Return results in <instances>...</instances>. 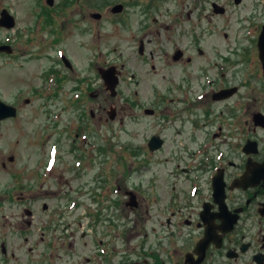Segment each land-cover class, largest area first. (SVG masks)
I'll list each match as a JSON object with an SVG mask.
<instances>
[{
  "label": "rangeland",
  "instance_id": "374dc122",
  "mask_svg": "<svg viewBox=\"0 0 264 264\" xmlns=\"http://www.w3.org/2000/svg\"><path fill=\"white\" fill-rule=\"evenodd\" d=\"M75 1L54 0L47 10L43 8L45 0H0V12L6 10L14 18L12 28L0 27V45L11 48L10 54L0 55V101L17 108L16 118L0 125V264H100L99 248L105 242H109L105 249L111 264H153L152 254L146 253L165 249L169 244L163 240L164 246L156 236L161 230L156 225L154 209L170 195L173 156L184 151L176 149L169 133L160 130L152 93L153 87L163 89L173 77L165 78L170 70L157 68L160 72H152L139 61L135 44H130L131 36L123 30L121 21L111 18L108 9L88 8L84 0L77 4ZM244 1L250 5L251 0ZM257 2L259 8L257 5L251 12L262 13L257 18V23H261L264 0ZM92 12H99L101 19L94 20ZM35 20L42 25V31H32ZM248 25V21L226 23V18L222 24L218 21L213 35L200 47L206 54L195 62L209 63L215 54L243 48L250 42L254 49L255 37H246L250 34ZM61 26L58 39L54 37L56 34L48 33L52 29L58 31ZM88 26L90 31L85 33ZM54 48L63 50L72 71L65 70L64 83L61 81L59 89L47 98L53 89L35 91L45 81L42 73H46L49 65L54 66ZM235 59L242 60V55ZM94 62L103 67L113 62L119 70L114 97L98 79L94 80ZM238 69L241 72L237 79L241 80L256 71L254 67L244 70V64L238 61L230 72L237 73ZM257 73L260 75L259 69ZM259 81L254 88L240 87L238 91L244 106L255 101L256 106L251 109L258 111L264 102V79ZM51 83L54 78L48 82ZM75 90L80 93L79 103L71 99ZM163 107L166 109L159 106L160 112H170V105ZM144 108L152 109L153 114H143ZM85 122L90 124V134L85 132L82 139L75 138L78 126ZM119 124L122 128L117 131ZM151 135H158L165 143L161 150L149 153L145 144ZM71 139H76V146ZM117 143H130L131 147L115 151L112 145ZM51 144L57 145L55 164L51 163ZM115 159L122 164L118 171L114 170ZM46 163L51 180L41 185L40 171L35 172L32 167L41 168ZM137 163L144 165L141 170L134 169ZM72 166L80 168L76 175ZM19 182L25 183L27 190L19 191ZM73 192L79 193L80 198L70 203ZM128 192L134 194L133 202ZM108 204L113 212L108 210L106 215V206L111 207ZM26 208L29 215L24 211ZM47 217L52 219L51 224L59 225L57 232L45 226ZM29 220L30 225L26 223Z\"/></svg>",
  "mask_w": 264,
  "mask_h": 264
},
{
  "label": "flooded vegetation",
  "instance_id": "af4514ba",
  "mask_svg": "<svg viewBox=\"0 0 264 264\" xmlns=\"http://www.w3.org/2000/svg\"><path fill=\"white\" fill-rule=\"evenodd\" d=\"M257 1L251 0L250 5L244 0L83 2L88 8L100 10L104 6L108 9L111 18L121 21L123 30L131 36L133 43L130 44H135L139 61L152 72H160L157 68L170 70L165 78L173 77L163 89L153 87L152 93L160 130L169 133V140L175 143L176 149L184 151L173 156L170 195L165 203L156 205V225L163 229L159 238L164 246L163 240L169 244L165 249L161 247L146 253L152 254L153 264H264V122L260 125L259 116L253 117L255 114L264 117V102L259 111L251 109L256 106L255 101L244 106L238 92L240 87L254 88L259 81L256 71L244 80L237 79L240 69L237 73L230 72L238 61L244 64V70L257 68L255 42L254 49L250 42L243 48L229 49L225 54H213L209 63L206 60L195 62L206 54L204 48H200L203 41L213 35L217 22L222 24L225 18L226 23L248 21L250 34L246 37L252 35L256 41L264 24V19L257 23L262 13L251 12L257 9ZM119 4L120 10L115 8ZM91 17L99 20L101 14L92 12ZM89 26L85 33L90 31ZM57 30L48 33L56 34L54 37L58 39L62 26ZM222 37L227 36L223 33ZM54 49L56 53L59 51V48ZM240 55L242 60L235 59ZM95 63L92 64L96 69L94 80L97 73L100 78L99 72L109 67V63L104 67ZM122 68L120 65L119 69ZM65 70V62L60 58L54 60V66L48 67V71H59L62 84ZM67 70L72 71V67ZM72 94L80 95L78 90ZM163 104L170 105V112H160L159 106L166 109ZM164 143L160 137L156 151L161 150ZM14 180L16 182L17 178ZM39 181L44 182L43 177L39 176ZM25 183L19 182V191L27 190ZM21 199L32 201L28 197ZM26 223L30 225L31 221ZM2 252L5 253V249ZM99 258L101 264H109V254L108 260L103 256Z\"/></svg>",
  "mask_w": 264,
  "mask_h": 264
},
{
  "label": "water",
  "instance_id": "95a60500",
  "mask_svg": "<svg viewBox=\"0 0 264 264\" xmlns=\"http://www.w3.org/2000/svg\"><path fill=\"white\" fill-rule=\"evenodd\" d=\"M48 3L51 5L52 0H48ZM115 8L118 10L121 9L120 5L115 6ZM13 25H14V19L11 17V15L8 14V12L6 10H2V12L0 14V26L5 27V28H11ZM2 50L3 51L5 50L7 52L9 51L8 48L0 47V51H2ZM256 50H257V59L260 63V66H261L263 72H264V25L261 26L260 32L257 36ZM101 75L105 81V84L107 85V89L109 90L110 95L113 96L114 95L113 87L115 86L116 81H117L116 77L114 75L111 77L109 74V70L105 71V72L102 71ZM15 115H16V110L14 107L9 106V105L3 103L2 101H0V122L4 119L12 118ZM259 118H260L259 119L260 122H257V123L261 125L262 124L261 121L264 122V118L261 116ZM159 145H160V141L156 137H151L147 143L149 150H154Z\"/></svg>",
  "mask_w": 264,
  "mask_h": 264
}]
</instances>
